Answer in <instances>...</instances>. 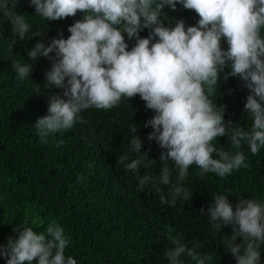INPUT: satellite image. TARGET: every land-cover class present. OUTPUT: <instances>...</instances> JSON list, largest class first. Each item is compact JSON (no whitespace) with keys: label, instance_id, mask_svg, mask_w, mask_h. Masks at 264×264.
<instances>
[{"label":"clouds","instance_id":"clouds-1","mask_svg":"<svg viewBox=\"0 0 264 264\" xmlns=\"http://www.w3.org/2000/svg\"><path fill=\"white\" fill-rule=\"evenodd\" d=\"M20 0H0V23L10 21L12 33L21 40L42 37L33 32L27 17L16 11ZM35 15L46 21L75 18L64 38L63 31L49 43L35 42L28 57H43L51 62L45 72L46 86L61 89L49 100L48 114L38 117L35 129L41 142L51 135L70 131L85 110H110L122 99L139 95L154 115L145 123L150 128L147 140L162 150L161 172L156 179L148 173L141 176L145 161L152 165L144 141L131 128L130 148L118 156L117 164L136 174L137 188L151 185L161 204L175 206L193 194L184 185L189 169L195 165L199 175L225 177L242 167L247 168V145L252 155L264 148V0H28ZM177 5L193 10L199 19L193 26L179 18L174 26L161 20L166 6ZM147 29L149 35L141 37ZM135 43L131 48L129 41ZM226 43L227 47L223 45ZM21 80L30 77L32 66L12 65ZM230 69L225 71V69ZM222 77V79H221ZM239 78L248 95L244 113L252 120L250 128L225 119L226 105L217 103L222 82ZM230 92L232 90H229ZM219 92V94H217ZM215 100V102H214ZM227 137L232 151L218 147ZM64 141L56 142L60 147ZM171 161L177 173L175 183ZM162 186H167V192ZM229 194H215L212 202L199 213L206 217L219 235L232 227L231 234L220 236V243L236 264H261L264 248V202L240 197L237 203ZM30 221L14 227L18 235L0 244V258L6 264H77L66 255L70 241L61 225L52 221L44 231L34 230ZM164 256L169 264H210L213 256L198 253L184 243L180 235L170 232ZM188 260V261H189Z\"/></svg>","mask_w":264,"mask_h":264},{"label":"trees","instance_id":"trees-1","mask_svg":"<svg viewBox=\"0 0 264 264\" xmlns=\"http://www.w3.org/2000/svg\"><path fill=\"white\" fill-rule=\"evenodd\" d=\"M17 7L31 25L29 39L33 32L46 34L20 41L12 33L10 21L0 23V244L18 235L13 229L24 219L37 231L55 221L70 241L66 255L73 256L77 264H169L164 256L166 247H174L167 240L169 232L182 236L198 253L212 255L210 264H236L220 243V236L231 234L232 227L223 228L219 236L199 211L206 209L217 193L229 194L233 205L240 197H258L264 202V148L252 155L244 145L249 166L223 178L211 173L201 177L193 165L183 182L192 198L178 199L170 206L161 204L151 185L139 191L136 174L117 164L118 156L130 148L131 128L137 126V135L144 141L142 151L151 148L148 155L156 161L154 165L145 161L147 168L141 167L139 174L148 173L156 179L161 172L162 150L147 140L152 129L144 127L154 112L139 95L129 101L122 99L110 110L87 109L81 114L83 123L41 142L35 122L48 114L50 98L62 90L46 86L45 72L51 62L43 57L32 61L28 52L36 41L49 43L61 30L67 38L68 27L82 14L48 22L34 16L28 0H20ZM163 11L161 20L166 26H174L179 18L193 26L199 19L195 11L180 5L176 10L166 6ZM140 35L146 37L149 31ZM134 43L129 41V47ZM223 46L226 48V43ZM15 62L30 64V77L21 80L12 67ZM220 92L217 103L227 106L225 119L250 128L252 120L243 111L248 91L242 81L230 77L222 82ZM61 139L64 143L57 147ZM217 146L232 151L227 137L219 138ZM167 164L175 183L174 165L171 161ZM162 187L167 192V186ZM182 259L194 264L186 256ZM0 264L6 261L0 258Z\"/></svg>","mask_w":264,"mask_h":264}]
</instances>
